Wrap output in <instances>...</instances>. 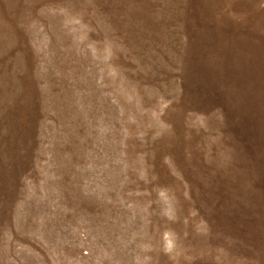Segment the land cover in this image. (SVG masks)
Here are the masks:
<instances>
[{
    "label": "rangeland",
    "instance_id": "1",
    "mask_svg": "<svg viewBox=\"0 0 264 264\" xmlns=\"http://www.w3.org/2000/svg\"><path fill=\"white\" fill-rule=\"evenodd\" d=\"M0 264H264V0H0Z\"/></svg>",
    "mask_w": 264,
    "mask_h": 264
}]
</instances>
